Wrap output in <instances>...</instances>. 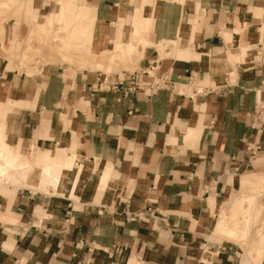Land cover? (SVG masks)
<instances>
[{
    "label": "crops",
    "instance_id": "obj_1",
    "mask_svg": "<svg viewBox=\"0 0 264 264\" xmlns=\"http://www.w3.org/2000/svg\"><path fill=\"white\" fill-rule=\"evenodd\" d=\"M19 2L33 18L44 16L34 27L60 28L65 45L83 26L81 42L91 40L98 52L125 56L130 46L136 69L158 62L177 91L91 93L101 72L88 68L20 74L2 47L27 39L30 25L7 20L0 36L3 142L13 155L33 158L9 176L19 171L31 181L35 171L33 184L57 190L9 194L3 184L17 177L4 182L0 174V264H239L215 236L239 231L226 229V213L234 201L259 196L243 184L255 187L253 176L264 173V133L251 129L255 112L264 120V0ZM167 42L166 54L184 45L181 59L160 58L157 46ZM197 83L191 95L181 90ZM253 143L254 155L246 148ZM257 231L258 256H245L264 264V227Z\"/></svg>",
    "mask_w": 264,
    "mask_h": 264
},
{
    "label": "rangeland",
    "instance_id": "obj_2",
    "mask_svg": "<svg viewBox=\"0 0 264 264\" xmlns=\"http://www.w3.org/2000/svg\"><path fill=\"white\" fill-rule=\"evenodd\" d=\"M9 3L7 5L2 4V0H0V36L5 34V23L7 20L14 18L19 22H25L30 25V33L27 39L21 41H17L16 45L13 49L6 50L2 47L5 52V58L7 63L9 64V69L17 70L18 73H25L27 76L36 77L40 74V69H47L50 66L60 65L67 68H76V69H84L88 68L90 70H99L103 74H112V73H120L121 71L132 72L136 70V67L133 66L131 61V56L129 53L131 52L130 46H128V51L126 50L127 55L123 56L121 53V49L108 51V52H98L91 40L84 44L81 42V33L84 31V27L81 26L78 30V33L74 35L71 34L72 43L64 44L65 34L61 32V30L55 27H49L48 30H39L37 27H34V23H42L44 21V16L37 18H33L31 13H27L25 11L23 5L19 2ZM44 4L47 0H44ZM51 3H56L57 0H49ZM79 5L87 6V0H76ZM34 21V22H33ZM33 26V27H32ZM20 25H18V29L15 31L14 36L18 35V30ZM80 33V34H79ZM61 36L64 38H61ZM80 39H79V38ZM67 39V37H66ZM65 39V40H66ZM78 39V40H77ZM143 43V42H141ZM12 44V43H10ZM175 43H173L174 45ZM171 43L165 45V48L161 47L159 44L157 46V50L160 53V58L166 62L169 58H182L179 52H181L184 45H177L178 49L176 51H172L169 54H166L165 49H170ZM73 52L72 58L60 60L58 57H53V53H62L63 50H69ZM120 54L118 55L117 52ZM213 84L212 86H215ZM200 84H192L188 87H181L186 94L191 95L192 91L195 89H200ZM10 106V111L12 112V107ZM11 115V114H10ZM5 122L7 123V116L5 117ZM11 130H8V136ZM21 154V153H20ZM23 160L25 161H33L32 157H27L24 155ZM1 165V159H0ZM30 169L32 168V163L30 165ZM19 171L13 172L12 176L17 177L15 180H11L12 176H10L9 182L3 184L9 190L7 191L9 194L12 192L20 191L22 188H29L32 192H40L47 193L48 189H52L54 192L57 190L52 187L51 184L46 185V187H41L33 184L32 181H36L40 175L38 172H32L34 174H29L30 180H23L17 176ZM254 182L256 178L253 176ZM25 181V183H24ZM29 182V184H27ZM2 181H0L1 187ZM264 185V184H263ZM249 186L247 187L243 184V189H247V194L257 193L258 197L254 199V201H234L231 205L232 213L228 211L226 213L227 218V228H236L238 226L239 231L237 233H223L215 236V240L221 245L227 246L229 250L233 251L234 260L239 264H252L248 261L249 257L245 256V253H249L253 257L258 256L256 253V246H258L257 235L260 234L257 229L260 227H264V186ZM8 194V195H9ZM246 196V195H242ZM0 197H5L6 194L0 192ZM8 197V196H7ZM240 198V197H239ZM246 203V204H245ZM251 227V228H250ZM248 255V254H247ZM264 252H262L261 257H263ZM243 257V258H242ZM247 259V260H246Z\"/></svg>",
    "mask_w": 264,
    "mask_h": 264
},
{
    "label": "built area",
    "instance_id": "obj_3",
    "mask_svg": "<svg viewBox=\"0 0 264 264\" xmlns=\"http://www.w3.org/2000/svg\"><path fill=\"white\" fill-rule=\"evenodd\" d=\"M89 89L91 93H140L147 98L155 97L162 92L172 94L177 91L170 76L159 71L158 62L156 61L145 69H136L132 72L121 71L115 74L97 73L93 84L89 85ZM251 129L254 131L255 136H260L264 133V120L258 112H255L253 115ZM246 148L253 153V151L256 152L258 146L253 143L247 144ZM158 215L161 217L162 222L166 224V218L163 214ZM134 218L137 217H133L131 220H134Z\"/></svg>",
    "mask_w": 264,
    "mask_h": 264
},
{
    "label": "bare ground",
    "instance_id": "obj_4",
    "mask_svg": "<svg viewBox=\"0 0 264 264\" xmlns=\"http://www.w3.org/2000/svg\"><path fill=\"white\" fill-rule=\"evenodd\" d=\"M61 13L62 12H60V14ZM61 23H63V22H61ZM39 26H40V24H39ZM165 45L166 44L162 45L163 49L165 48ZM130 49H131V47H130ZM167 50L168 49H165V51H167ZM3 140H4L3 128L0 126V158L3 157V156L5 157L4 164H3V166L0 167V174L4 176L3 177V180L4 181H8L10 179L9 174L12 171H14L16 169H21V168L27 166L28 164H27V162H25V160H23V158L21 156H15V155H13L11 148L8 147L7 145H5L4 142H3ZM263 184H264V173H259V174H257V180L255 181V185L254 186H259V185H263ZM256 197H257V195L250 196V197H247V198H240L238 200H242V201H254V199ZM221 219H223V217ZM217 226L220 227L221 226V223H218Z\"/></svg>",
    "mask_w": 264,
    "mask_h": 264
}]
</instances>
